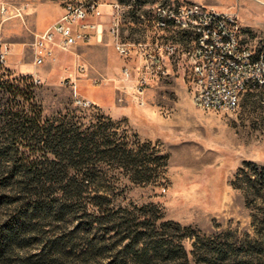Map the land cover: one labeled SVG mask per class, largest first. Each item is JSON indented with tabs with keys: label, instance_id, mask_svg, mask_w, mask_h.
Segmentation results:
<instances>
[{
	"label": "rangeland",
	"instance_id": "374dc122",
	"mask_svg": "<svg viewBox=\"0 0 264 264\" xmlns=\"http://www.w3.org/2000/svg\"><path fill=\"white\" fill-rule=\"evenodd\" d=\"M161 1L164 0H103L99 11L103 36L116 53L113 39L107 35L114 21L121 20L122 35L128 40L140 39L147 34L142 15L146 16ZM177 1L237 12L242 21L243 42L253 47L264 45V0ZM3 32L11 53L8 63L0 67V78L23 82L30 73H39L41 83L33 84V91L44 118L67 112L87 118L102 115L121 131L159 147L168 155L166 180L157 185L136 184L129 177L112 172L110 186L114 189L116 206L158 205L166 221L190 228L183 244L192 263L195 236L200 235L203 242L214 240L229 251L225 261L213 263L231 264L240 260L245 264H264V205L257 191L248 192L245 185H235L240 169L246 164L256 165L259 174L264 168V93L247 94L233 112L203 110L194 103L190 71L182 66L174 68L169 78L153 82L145 91L144 104L140 105L134 98L133 84L127 85L126 92L119 91L123 83L118 81L121 77L118 73L123 67L136 68L135 56L125 59L117 53L114 75H97L93 79L90 67L77 55L72 56L68 65L61 59L54 64L34 66L31 43L35 35L23 20L7 21ZM80 64L86 65L88 72L78 76L74 90L66 79ZM107 85L114 90L109 110L95 104L91 107L78 104V101L91 103V92L107 101L108 92L97 90ZM120 97L122 102L118 100Z\"/></svg>",
	"mask_w": 264,
	"mask_h": 264
},
{
	"label": "trees",
	"instance_id": "16d2710c",
	"mask_svg": "<svg viewBox=\"0 0 264 264\" xmlns=\"http://www.w3.org/2000/svg\"><path fill=\"white\" fill-rule=\"evenodd\" d=\"M0 96V264L226 260L228 249L196 235L192 263L183 244L190 228L166 221L158 205H115L112 172L136 184L166 180L169 157L159 147L102 115L44 118L30 78H0ZM255 168L240 169L235 185L264 205V168Z\"/></svg>",
	"mask_w": 264,
	"mask_h": 264
},
{
	"label": "built area",
	"instance_id": "2783aa9c",
	"mask_svg": "<svg viewBox=\"0 0 264 264\" xmlns=\"http://www.w3.org/2000/svg\"><path fill=\"white\" fill-rule=\"evenodd\" d=\"M36 0H0V67L8 63L10 44L4 41L3 25L12 19L24 21L28 5ZM41 1V0H40ZM60 5L62 17L31 43L33 65L54 64L57 51H69L103 35L99 17L103 0H43ZM147 34L130 41L122 35L121 20L108 29L117 53L137 58V67H123L119 82L126 92L133 84L136 102L144 104V94L153 82L172 76L174 68L189 69L195 105L207 111H236L247 94L264 93V45L243 42L242 21L237 12L219 11L201 3L164 0L142 15ZM88 72L76 65L67 83L76 90L78 76ZM75 76V77H74ZM40 84L38 73L29 74ZM120 88V87H119ZM122 91V92H123ZM125 94V93H123ZM119 102L123 101L120 97ZM81 107L92 103L78 101Z\"/></svg>",
	"mask_w": 264,
	"mask_h": 264
},
{
	"label": "crops",
	"instance_id": "0c3cea01",
	"mask_svg": "<svg viewBox=\"0 0 264 264\" xmlns=\"http://www.w3.org/2000/svg\"><path fill=\"white\" fill-rule=\"evenodd\" d=\"M63 13L62 7L56 3L36 0L28 5L24 22L27 27L32 29L34 35H39L55 24L62 17ZM100 19L103 18L98 17L96 22L100 23ZM102 27L104 26L102 25ZM116 54L111 44L106 41V38L102 34H96L87 44H80L77 47L71 48L69 51H57L56 62H60L61 59H64L67 61L65 65H68L72 61V56L77 55L80 59L85 61L88 67H90V75L93 79H96L97 75L107 77L114 75V67L117 65ZM67 72L68 71H65V73ZM118 74L120 75V73ZM99 89H105L108 92V100L103 101L102 99H98L92 94L93 92H91V103L109 110L112 107L109 103L114 90L108 85L105 87L101 86L97 90Z\"/></svg>",
	"mask_w": 264,
	"mask_h": 264
}]
</instances>
